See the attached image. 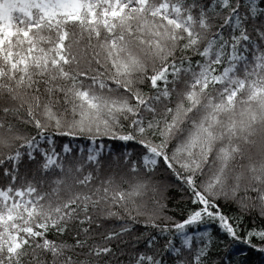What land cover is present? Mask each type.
Listing matches in <instances>:
<instances>
[{
	"label": "snow or ice",
	"instance_id": "obj_1",
	"mask_svg": "<svg viewBox=\"0 0 264 264\" xmlns=\"http://www.w3.org/2000/svg\"><path fill=\"white\" fill-rule=\"evenodd\" d=\"M0 264H264V0H0Z\"/></svg>",
	"mask_w": 264,
	"mask_h": 264
},
{
	"label": "trees",
	"instance_id": "obj_2",
	"mask_svg": "<svg viewBox=\"0 0 264 264\" xmlns=\"http://www.w3.org/2000/svg\"><path fill=\"white\" fill-rule=\"evenodd\" d=\"M254 258V257H253Z\"/></svg>",
	"mask_w": 264,
	"mask_h": 264
}]
</instances>
